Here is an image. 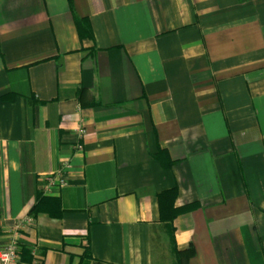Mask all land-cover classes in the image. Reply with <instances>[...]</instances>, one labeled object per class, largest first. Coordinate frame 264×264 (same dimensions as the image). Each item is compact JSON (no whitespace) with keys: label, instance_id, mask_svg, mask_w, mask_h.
<instances>
[{"label":"crops","instance_id":"obj_1","mask_svg":"<svg viewBox=\"0 0 264 264\" xmlns=\"http://www.w3.org/2000/svg\"><path fill=\"white\" fill-rule=\"evenodd\" d=\"M16 233L24 264H264V0H0Z\"/></svg>","mask_w":264,"mask_h":264},{"label":"built area","instance_id":"obj_2","mask_svg":"<svg viewBox=\"0 0 264 264\" xmlns=\"http://www.w3.org/2000/svg\"><path fill=\"white\" fill-rule=\"evenodd\" d=\"M81 135L84 134L83 130L79 131ZM79 150H82V147H78ZM17 227H20L17 225ZM34 260L31 264H39V259L36 257L35 252H33ZM0 264H24L21 257V247H20V238L18 233L14 234L11 239L8 241L7 247L0 251Z\"/></svg>","mask_w":264,"mask_h":264},{"label":"trees","instance_id":"obj_3","mask_svg":"<svg viewBox=\"0 0 264 264\" xmlns=\"http://www.w3.org/2000/svg\"><path fill=\"white\" fill-rule=\"evenodd\" d=\"M185 210H189V208L185 209ZM24 254V253H23Z\"/></svg>","mask_w":264,"mask_h":264}]
</instances>
